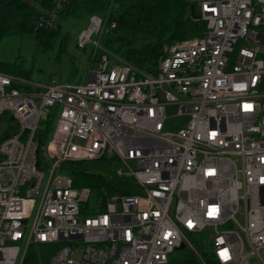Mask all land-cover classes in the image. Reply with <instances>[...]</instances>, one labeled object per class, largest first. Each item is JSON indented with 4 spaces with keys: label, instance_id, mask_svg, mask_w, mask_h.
Listing matches in <instances>:
<instances>
[{
    "label": "built area",
    "instance_id": "obj_1",
    "mask_svg": "<svg viewBox=\"0 0 264 264\" xmlns=\"http://www.w3.org/2000/svg\"><path fill=\"white\" fill-rule=\"evenodd\" d=\"M188 1L204 35L173 43L151 72L106 54L80 83L0 71L3 128L14 126L0 142V264L33 248L44 264H170L183 243L202 264H264V0ZM103 24L90 16L78 46L98 45ZM51 112L45 167L36 131ZM102 157L140 191L103 202L57 173Z\"/></svg>",
    "mask_w": 264,
    "mask_h": 264
},
{
    "label": "trees",
    "instance_id": "obj_2",
    "mask_svg": "<svg viewBox=\"0 0 264 264\" xmlns=\"http://www.w3.org/2000/svg\"><path fill=\"white\" fill-rule=\"evenodd\" d=\"M57 2L0 0V42L8 36L34 33L38 44L47 49L53 46L58 36L64 44L69 35L64 24L68 21L89 20L96 14L103 18L104 24L96 35L100 47L91 45L90 65L106 54L111 56L113 63L151 72L173 43L203 36L206 31V22L199 16H192L193 4L188 0H63L60 5ZM0 71L34 79L31 70L2 59ZM6 121L5 115H0V142L14 132L12 125L3 128ZM54 124L55 113L51 112L36 131L40 166H48L46 161L43 164L44 148L51 138ZM120 168L121 163L117 159L102 157L91 161H63L57 173L71 177L75 188H90L94 196L105 202L114 193L135 194L140 191L133 178L118 173ZM187 250L185 247L173 251L170 264H202L190 249ZM204 255L207 264H219L214 258ZM46 261V254L40 256L37 248H33L24 264H44Z\"/></svg>",
    "mask_w": 264,
    "mask_h": 264
},
{
    "label": "rangeland",
    "instance_id": "obj_3",
    "mask_svg": "<svg viewBox=\"0 0 264 264\" xmlns=\"http://www.w3.org/2000/svg\"><path fill=\"white\" fill-rule=\"evenodd\" d=\"M88 23L87 19L68 21L64 24V29L69 30L64 44H62L61 36H58L53 46L47 49L38 44L34 33L5 37L0 42V59L17 63L31 70V76L42 83L87 81L91 67L97 64L95 62L94 65H90L89 55L93 51V46H91L93 44L87 45L84 49L78 46L77 40L79 32ZM97 47L100 46L96 45ZM90 204L91 201L88 206ZM96 209L97 205L94 201L90 210ZM208 237L212 239L213 236L211 233L202 232L193 235L192 240L200 251H205L208 249L206 245Z\"/></svg>",
    "mask_w": 264,
    "mask_h": 264
},
{
    "label": "water",
    "instance_id": "obj_4",
    "mask_svg": "<svg viewBox=\"0 0 264 264\" xmlns=\"http://www.w3.org/2000/svg\"><path fill=\"white\" fill-rule=\"evenodd\" d=\"M191 14H192V16L198 17V14L196 13V9H195V6L194 5H191ZM10 119L13 120V117H10ZM184 248H185V244L183 243L176 250H182Z\"/></svg>",
    "mask_w": 264,
    "mask_h": 264
}]
</instances>
